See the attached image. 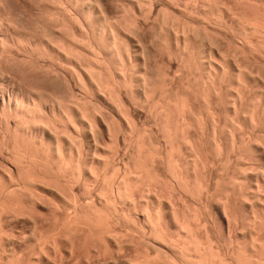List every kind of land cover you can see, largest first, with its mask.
Returning <instances> with one entry per match:
<instances>
[{
  "label": "bare ground",
  "instance_id": "6f19581e",
  "mask_svg": "<svg viewBox=\"0 0 264 264\" xmlns=\"http://www.w3.org/2000/svg\"><path fill=\"white\" fill-rule=\"evenodd\" d=\"M106 1L108 2V0ZM148 1L149 0H146V2ZM132 2H130L132 7L129 9H132L133 13L131 10L130 12L133 15L129 14L133 19H131L132 17L126 19L125 17L128 15L126 13L128 12L124 13V8L121 9L122 6L119 7L122 11L118 7L109 9V3L106 4L105 0H0V262H2L0 264H28L29 262H27L26 258L28 247L29 249L32 247L31 249L37 255L36 258H38L39 264H49L48 262L50 260L48 261L45 255L47 252L45 253V251H49V253L52 254L54 253L55 257L59 256V264H68L64 263L66 258L64 259L63 257L65 255L70 256L72 260H74L72 264H90L89 258L91 259L92 256L96 260L94 264H104L109 260L107 259L109 256L107 255L109 254L107 253L109 245V251L111 250V253L112 251H118V249L123 246L122 244L124 241L122 242V240L126 235L122 232L124 236H120L121 229L119 228L124 224L127 225L126 223L131 226V222H135H133V219L130 217L131 213L130 215L126 213L127 208L129 212L137 209L139 210L140 208L143 209L140 210L144 211L146 214V220H144L145 225L142 224L144 226H141L139 224V226L133 224L132 229L134 228L136 232L142 234L145 239H147V237L149 239L150 236L152 238L150 241L154 240V244H157L162 250L165 249L170 253L169 255L172 256V259L171 257L161 259L159 258L160 256L156 257L157 255L154 257L148 256L149 253L147 254L145 252L147 254H145V258L141 255L142 260H140L137 255V258L135 257L136 260L134 259V262L131 261V264H155V259L158 261H160V259H165L164 261L170 264H206L208 261V264H264V238L261 237V229L264 228V217L261 214L264 212L260 213L259 208L255 205L249 206V211L252 214L250 216L252 221L250 222L253 223L250 224L255 228L253 230L254 235L251 239L252 242H250V244L252 243V253L248 254L249 252H247L248 255H245L242 253L243 251L238 248L242 252L239 253L238 249L237 252L232 250L234 253L232 252L231 254L230 252V257L229 255L228 257H223L216 253L218 250L214 249L213 245H210L211 242L209 243L211 239L207 242L208 236L205 239L206 242H203L204 240L200 238L199 209L195 208L193 212L192 209L194 208H191V213L193 212V214H190V212H187L189 207L186 203L177 204L176 201V205H174L171 204V201L169 205L171 206L172 211L170 212L172 213H169L170 215H168V213L165 215L166 209L163 210L164 212L159 211V209L162 210L161 206L163 205V201H161L162 198H159L155 192L159 188L158 185L164 184L165 186L163 185V187L167 185V187L178 189L183 193H194L195 196L199 197L198 199L196 198L198 202L200 201L202 190L205 192L207 189L206 186H204L206 185L205 182L202 180V173L207 166L204 163L206 160L203 162V160L201 161L200 159L199 139L200 133H203L200 132L201 116H198L197 113L194 112L192 105L187 100L188 98L186 99L185 97L186 95L183 96L185 93L181 95L177 93L180 91H176L175 89L176 93L174 91V93L168 91L170 93L168 94V92L165 91L166 88H163L164 91L161 89L159 90L156 86L157 84H154L155 81H152L150 68H148V64L144 60V53L146 51L143 48L145 46L142 48L140 45L141 40L139 38L140 41L136 39L139 35L137 37L135 36L137 35L136 32L140 29L137 28L139 26L137 25L139 23V18L142 17L140 15L144 13L145 9L144 11L142 10V6H140L142 3H139L140 0L138 1L139 4L136 0H132ZM201 2H203V0ZM260 2H262V6H264V0ZM149 4H151V2ZM229 7L231 8V6ZM229 7L222 2V4H218L214 9L210 7V9L204 8V12L215 22L221 23L220 25L226 26V28L236 29L239 22L236 26L235 20L229 14L233 9L230 11ZM129 9L127 10L129 11ZM160 14L161 12L159 15ZM174 19L175 18H173V20ZM198 19H200V17ZM167 20L169 21V19ZM208 21H210V19ZM251 21L252 20H250V22ZM176 22L177 21H175V23ZM261 22L264 24V21ZM204 23H206V21ZM163 24L164 23H162V25ZM171 24H169V26H174V29H177L176 26L178 27L179 25H173L174 22ZM162 25H160V28ZM165 26H168V24ZM193 27L194 26H192V29ZM243 27L240 25L241 29H239L241 30V37L242 35L244 37H242L244 43L250 47L251 51L254 50L257 53L259 52L262 57H264V27H261L262 31L254 28L255 31H252L253 33H249L247 29H245V27L243 29ZM183 29L184 31L178 29L177 31H173L171 28L170 30L172 32L170 30L168 32L169 38L167 34H164L163 30H160L158 34L155 33L154 35L156 36L155 38H160L158 40L160 46L162 44L161 41L164 39V41H166L168 38V42L176 51V53H174L182 60L181 63L183 66L181 68L184 67L185 69L188 65V69H190L189 63L192 60L190 61L189 59L192 55L191 51L195 52V45H192V35L186 32L184 27ZM157 31H159V29ZM239 32L240 31H238V33ZM212 34L213 36L215 35L214 33ZM255 35L256 37L258 35L259 38L254 39ZM158 41L156 39V42ZM154 43L152 42L151 44ZM141 44L143 45L142 42ZM196 46L198 47V45ZM201 46H203V44ZM192 47H194V50H192ZM168 48L170 47L168 46ZM211 49H213V47H211ZM204 53L206 54V52ZM224 53L226 54V52ZM211 55V58L214 60V57H216L214 56L215 54ZM218 57L222 58V55ZM218 57L216 58L217 60H219ZM211 58H209V60L207 59L209 61L207 62L209 63L207 66L208 68L205 67L208 69L206 76L207 81L210 83V85L208 83L210 91L212 90L218 93L217 88H219V81L222 79L224 81V78L227 77L226 75L229 73L231 77L236 80V84H238L237 87L240 88V86H245L244 88H247V81H249L247 79L250 77L249 71L251 69H247V65L242 66L243 64H239L241 63L239 62L240 59L236 60L238 57L234 58L231 56V61H234L233 67H230L231 69L228 68L230 71L222 67L224 64L222 63L223 61L221 62V59L219 62H215V60L211 61ZM261 60H263V58ZM224 61L226 62V60ZM203 63L204 61L202 64ZM253 68L255 69L254 66ZM180 70H178L179 73L182 72ZM185 70H187V68ZM152 73L154 75V72ZM174 76L176 77V74ZM179 78L181 79V77ZM173 80L174 78L172 77L171 81ZM165 81L167 83V80ZM171 81L168 80V82ZM193 82L191 79L190 88L194 85L192 84ZM198 82L199 80L197 79L195 84L197 83L200 85V82ZM165 85L166 84H164V86ZM170 87H173L172 83ZM261 87L264 89V82L263 85L261 84ZM168 88L167 83V89ZM178 88L179 87H177V89ZM200 88L201 87H199L195 93L197 96L199 95V99ZM157 89L160 92V97L157 96L159 99L155 97L158 92ZM248 89H250V87ZM203 90H205V88ZM206 91L209 90L207 89ZM125 95H129V97L132 95L130 98L135 97L138 101L145 103L146 106L148 104V108H151L152 112H150L154 115L153 118H155V120L153 118L150 119L155 121V125H159V127L156 126L158 129L161 128L160 131L161 134H163V142H165L164 139L166 138V141L168 140V144L167 146L164 145L165 148L163 150H156L157 147H155L156 145L148 137L147 131H143V128L141 130L138 128L139 126H137L138 124L133 117L134 115L131 114V109L128 107L129 105L127 106V102L130 98H128V96L125 97ZM125 98H127V101ZM136 99H134L135 101L133 102H136ZM243 100V96L238 94L237 99H234L235 102H232L234 104L233 111H235L234 113H236L237 116L244 110L243 102L246 99ZM133 102L131 104H133ZM259 102L261 103L260 100ZM255 107L256 105L254 108ZM229 109H231L230 106ZM257 111L255 113H257ZM211 116L210 114L209 117ZM209 119H211L210 124L213 130L212 132L214 133L213 135H215L214 139L217 138L218 132L220 134L221 131L225 130L224 127L228 131V129H231L230 127L232 125L231 131H233V134L231 135H235L236 133L238 135V132H242V129H244L239 127L240 124L239 126L235 124V121L231 122L232 124L225 123L226 126L224 125L223 127L220 122L221 126L218 127V120L216 121V118L214 119L212 117ZM201 120L203 119L201 118ZM230 120L232 121V119ZM237 122L239 121H236V123ZM220 127L222 129L221 131L219 129ZM194 130L196 131V136H198V140L196 139L197 141L193 139V135L191 136V132H195ZM231 131L229 130L228 132L232 133ZM241 132L239 134H241ZM159 133L160 132H158V134ZM247 136H249V134ZM239 138L240 141L238 142L244 141V139L241 140V138L244 137L240 136ZM102 139H105L104 141L109 143L106 142V146L108 145L107 147H109L108 149ZM235 139L233 141L234 144L232 142L234 149H240ZM218 143L219 142L215 143V146L220 151L222 147ZM241 143L242 146L246 145L243 142ZM125 144H128V146L126 145L128 148L123 147ZM124 149L128 151L126 159H123L124 155L122 157V151ZM176 149L177 152L179 151L177 154L178 157L176 156L177 158L174 156V153H176L174 150L176 151ZM164 165H166L167 168ZM160 167H165L168 171L164 172L167 173L164 174L163 168L161 169ZM144 188H146V190ZM140 189L144 190V192ZM146 191L148 193H146ZM137 193H145L144 195L146 197V194H149V201L147 199L146 202V197L139 194L144 197L142 199ZM144 200L146 203H143ZM260 200L258 201L260 202ZM230 204L227 200L224 207V211L230 217L229 227L234 223V225L237 224V220L235 221L237 217L234 219L232 216V207ZM123 205L127 207L124 210ZM170 206L166 208L170 209ZM156 207L158 209L157 213ZM204 207L206 208L207 206ZM47 213L49 214L48 216H46ZM24 221L29 222L28 225L31 227L29 230L31 232L30 235H33V239L35 238L34 240L36 243L33 244L34 242H31V247L28 246L29 242L27 243L28 236L20 232L21 227L25 225L23 223L20 227V224ZM129 225H127V227ZM123 228L124 227H122V229ZM30 235L29 237H32ZM142 235H140V237ZM120 238L123 239L121 240ZM29 239L30 238H28V240ZM235 240L237 241V239ZM236 244L237 247H239L237 242ZM241 247L244 249L243 244ZM245 249L248 250V248ZM191 250L193 251L192 253L195 254L194 258L190 257L188 254ZM113 254L115 253L113 252ZM117 255L115 257L118 260L119 255L118 257ZM169 255L166 256L168 257ZM110 257H112V254ZM148 257L154 258L152 259L154 263L151 258ZM53 258L54 257H52V259ZM113 258L114 255L110 259ZM143 259L145 260L143 261ZM28 261L30 260L28 259ZM158 261L156 264H158ZM166 262L164 264H166Z\"/></svg>",
  "mask_w": 264,
  "mask_h": 264
},
{
  "label": "rangeland",
  "instance_id": "374dc122",
  "mask_svg": "<svg viewBox=\"0 0 264 264\" xmlns=\"http://www.w3.org/2000/svg\"><path fill=\"white\" fill-rule=\"evenodd\" d=\"M114 3H113V2ZM139 1V0H138ZM138 1L136 0V2L138 3ZM154 1V2H153ZM156 1V2H155ZM167 1V2H166ZM192 1V2H191ZM202 0H190V2H189V0L187 1V0H149L148 2H146V0L144 1V0H140V4L142 3V5H140V6H142L141 8H142V10L144 11V9H145V11H144V13L142 14V15H140V16H142V17H138L139 18V23L137 24V25H139L137 28L140 30H138L136 33H137V35H135L137 38L136 39H138L139 41H140V45L142 46V48L146 51L145 53H144V60H145V62L148 64V68H150L149 70L151 71H149L150 72V74H151V78H152V81H155V83L154 84H157L156 86H157V88L160 90H162V91H164V89H165V91H174L175 92V89H176V91H180V92H177V93H179V94H181V95H183L184 93V95L183 96H185L186 97V99L188 100V102H190V104L192 105V107H193V109H194V112L195 113H197V115L198 116H201V118L203 119V120H201V118H200V123H201V125H200V132H203V133H200V159H201V161L203 160V162L205 163V165H207L206 166V169H204L205 171L202 173L203 175H202V180L205 182V184L206 185H204V186H206V190H205V192H204V190H202L203 192H201V194H200V203L198 202V198L199 197H197V196H195V194L194 193H183L182 191L180 192V190H178V189H174V188H170L169 186L167 187V185H166V187H163V185L164 184H162V185H160L161 186V188H160V186L158 185V189H157V191H155L156 192V195L160 198H162L161 199V201H163V205L161 206V209L162 210H160L159 209V211H163V210H165L166 209V212H165V215H167L166 213H168V215H170L169 213H172V212H170V211H172V209H171V206L169 205L170 203H171V201H172V203L171 204H174V205H176V203L178 204V203H182V204H184V203H186V205H188V207H189V209L188 210H190V211H188L187 210V212L189 213L190 212V214H193V212L195 211V208L196 209H199V211H200V238H202L204 241L203 242H206V238H207V236H208V238H207V242L209 241V243H210V245H213V247H214V249H216V250H218V251H216V253H218V254H220L221 256H223V257H228V255H229V257H230V252H231V254H232V252L233 251H238L239 249L240 250H242V251H238L239 253H243V254H245V255H248V254H251L252 253V247H251V245H252V243L250 244V242H252V237H253V235H254V229L255 228H253V225H251L250 223H252V222H250V221H252L251 220V212L249 211L250 209V207L249 206H251V205H255L257 208H259V211H260V213H262V212H264V180H263V178H264V148H263V146H264V89H262L263 87H261V84L263 85V82L264 81H262V80H264V57H262V55L260 54H258L257 52H255L254 50H252L251 51V49H250V47L248 46V45H246L245 43H244V41H243V35H242V37H241V28H240V25H241V27H245V29H247V31L249 32V33H251L252 31L254 32L255 30H254V28L256 29H258V30H260V31H262V28L264 27V24H263V22H261V21H264V6H262V2H260V1H258V0H203V2H201ZM244 1V2H243ZM120 4H119V3ZM130 2H132V0H108V2L105 0V3L107 4V3H109L108 4V8L109 9H113V8H116V7H121V9H123L124 8V13L125 12H128V13H126V14H128V15H126V19H130L132 16L130 15V14H132L133 12H132V9H129L130 7H132V5H131V3ZM151 2V4H149ZM166 2V3H165ZM222 2H223V4H226V5H228V7L229 6H231V8L229 7V10L231 11L232 9L234 10H232L229 14L231 15V17L235 20V23H236V26L238 25V22H239V25L236 27V29H231V28H226V26L224 27V26H222V25H220L221 23H219V22H215L213 19H211L208 15H206L205 14V10H204V8L206 7L207 9H214V8H216L217 7V5L219 4L220 5V3L222 4ZM236 2V3H235ZM113 3V4H112ZM138 3V4H139ZM172 3V4H171ZM214 3V4H213ZM217 5H216V4ZM244 3V4H243ZM249 4V5H247V4ZM254 3V4H253ZM256 3V4H255ZM132 4H133V2H132ZM147 4H149V5H147ZM171 4V5H170ZM187 4H189V5H187ZM196 4V5H195ZM206 4V5H205ZM238 4H239V6H238ZM116 5V6H115ZM120 5V6H119ZM131 5V6H130ZM173 5V6H172ZM202 7H201V6ZM252 7H251V6ZM257 5V6H256ZM110 6V7H109ZM113 6H115V7H113ZM148 6V7H147ZM172 6V7H171ZM212 6V7H211ZM234 6V7H233ZM254 6V7H253ZM126 7V8H125ZM152 7H153V10H152ZM188 7V8H187ZM210 7V8H209ZM246 7H247V9H246ZM167 10H166V9ZM205 8V9H206ZM243 8V9H242ZM249 8H251V9H249ZM254 8V9H253ZM262 8V9H261ZM120 9V8H119ZM120 9V10H121ZM127 9H129V11L127 10ZM147 9H151V10H147ZM165 9V10H164ZM183 9V10H182ZM198 9V10H197ZM245 9V10H244ZM130 10H131V12H130ZM161 10V11H160ZM172 12H171V11ZM186 10V11H185ZM249 10V11H248ZM122 11V10H121ZM170 11V12H169ZM183 11H184V13H183ZM242 11V12H241ZM251 11V12H250ZM161 12V14L159 15V13ZM164 12V13H163ZM185 12H187V13H185ZM189 12V13H188ZM194 12V13H193ZM203 14H202V13ZM247 12V13H246ZM258 12V13H257ZM130 13V14H129ZM152 13V14H151ZM171 14V16H170V14ZM232 13V14H231ZM236 13V14H235ZM255 13H257V14H255ZM261 13V14H260ZM173 14V15H172ZM202 14V15H201ZM240 14V15H239ZM133 15V14H132ZM147 15H148V17H147ZM162 15V16H161ZM166 15V16H165ZM180 15V16H179ZM183 15V16H182ZM187 15V16H186ZM198 15V16H197ZM243 15V16H242ZM246 15V16H245ZM127 16H129V17H127ZM151 16V17H150ZM169 16V17H168ZM191 16V17H190ZM194 18H193V17ZM239 16V17H238ZM241 16V17H240ZM162 17V18H161ZM189 17V18H188ZM200 17V19H198ZM203 19H202V18ZM237 17V18H236ZM248 17V18H247ZM255 17H256V20H255ZM261 17V18H260ZM145 18V19H144ZM173 18H175L174 20H173ZM180 20H178V19ZM210 19V21H208L209 19ZM247 18V19H246ZM258 18V19H257ZM131 19H133V17L131 18ZM160 21H159V20ZM164 19V20H163ZM167 19H169V21L167 20ZM242 21H241V20ZM144 20V21H143ZM159 22H158V21ZM167 20V21H166ZM194 20V21H193ZM206 21V23H204L205 21ZM213 20V21H212ZM246 20H248V21H246ZM250 20H252L251 22H250ZM261 20V21H260ZM157 21V22H156ZM163 21V22H162ZM166 21V22H165ZM175 21H179L178 23L176 22L175 23ZM204 21V22H203ZM241 21V22H240ZM246 21V22H245ZM259 21V22H258ZM156 22V23H155ZM161 22V23H160ZM168 22V23H167ZM172 22H174V24L173 25H175L176 26V24L178 25V27L176 26V28L178 29V30H183L184 31V29H183V27L186 29V32H189L190 33V35H192L191 36V39H192V45L194 44L195 45V48L194 47H192V50H194L195 52H193V51H191V53H192V55L191 54H189V55H191L190 56V63H189V66H190V69H192V68H194L193 70H190V69H188L189 67H188V65H187V67H185V69L187 68V70H185L184 69V67L183 68H181L183 65H182V63H181V58L177 55V54H175L176 53V51H175V49H173L172 48V46H171V44L168 42L169 40H168V38L170 37H168V32H169V30L172 28V30L174 29L172 26L170 27L169 26V24H171ZM187 22V23H186ZM243 22V23H242ZM254 22V23H253ZM159 23V24H158ZM162 23H164L163 25H162ZM168 24V26H165L166 24ZM181 23V24H180ZM183 23V24H182ZM208 23V24H207ZM219 23V24H218ZM147 24V25H146ZM186 26H185V25ZM217 24V25H216ZM246 24V25H245ZM254 24V25H253ZM257 24H259V25H257ZM160 25H162V27L160 28ZM172 25V24H171ZM181 25V26H180ZM196 25V26H195ZM212 25V26H211ZM180 26V27H179ZM191 26V27H190ZM192 26H194L193 27V29H192ZM198 26V27H197ZM217 26V27H216ZM251 26V27H250ZM254 26V27H253ZM256 26V27H255ZM166 27V28H165ZM167 27H168V29H167ZM244 27H243V29H244ZM262 27V28H261ZM157 28V29H156ZM215 28V29H214ZM217 28H219V29H217ZM240 28V29H239ZM253 28V29H252ZM149 29V30H148ZM159 29V31H157ZM177 29H174V30H176L177 31ZM195 29V30H194ZM201 29V30H200ZM231 29V30H230ZM160 30L162 31L163 30V32H164V34H167V43H166V41H161L162 42V44H161V46H160V42L158 41L160 38H155L156 36L154 35L155 33H159L160 32ZM173 30V31H174ZM191 32H190V31ZM194 30V31H193ZM200 30V31H199ZM207 30V31H206ZM167 31V32H166ZM171 31V30H170ZM220 31H222V32H220ZM238 31H240L239 33H238ZM263 31H264V28H263ZM140 34H139V33ZM172 32V31H171ZM182 32V31H181ZM198 32V33H197ZM199 32H200V34H199ZM224 32V33H223ZM234 32V33H233ZM252 32V33H253ZM143 33V34H142ZM196 33V34H195ZM203 33V34H202ZM208 33H209V35H208ZM212 33H214L215 35L214 36H218V37H214L213 36V34ZM156 34V35H157ZM210 34H212V35H210ZM218 34V35H217ZM144 35V36H143ZM170 35V34H169ZM198 35H200V36H198ZM154 36V37H153ZM166 36V35H165ZM164 36V37H165ZM195 36V37H194ZM214 38H213V37ZM199 37V38H198ZM202 37V38H201ZM208 37V38H207ZM223 39H222V38ZM144 38V39H143ZM210 38V39H209ZM258 39L259 37H258V35H257V37H256V35H255V37H254V39ZM156 39H157V41L158 42H156ZM204 39V40H203ZM209 39V40H208ZM212 39H213V41H212ZM154 40V41H153ZM194 40H196V41H194ZM198 40V41H197ZM202 40V41H201ZM216 40V41H215ZM227 42H226V41ZM242 40V41H241ZM150 41V42H149ZM200 41V42H199ZM219 43H218V42ZM238 41H240V42H238ZM141 42L143 43V45L141 44ZM154 43V44H151V43ZM193 42H196V43H193ZM202 42V43H201ZM212 42V43H211ZM214 42V43H213ZM216 42V43H215ZM157 43H159V44H157ZM166 44V46H165V44ZM241 43V44H240ZM146 44V45H145ZM168 44V45H167ZM200 44V45H199ZM203 44V46L206 48H204L203 46H201ZM217 44V45H216ZM222 44V45H221ZM152 45V46H151ZM155 45V46H154ZM191 45V46H192ZM193 45V46H194ZM196 45H198V47L196 46ZM231 45V46H230ZM233 45V46H232ZM157 46V47H156ZM168 46L170 47V48H172V49H170V48H168ZM218 46V47H217ZM236 46H238V47H236ZM209 47H210V49H211V47H213V49H211L212 51H213V53H212V51L209 49ZM215 47V48H214ZM236 47V48H235ZM248 47H249V49H248ZM159 48V49H158ZM163 48H164V50H163ZM166 48H167V50H166ZM194 48V49H193ZM218 48V49H217ZM232 48V49H231ZM238 48V49H237ZM198 49V50H197ZM201 49V50H200ZM149 50V51H148ZM163 50V51H162ZM174 50V51H173ZM205 50V51H204ZM209 50V51H208ZM219 50V51H218ZM241 50V51H240ZM248 50V51H247ZM197 51V52H196ZM200 53H199V52ZM210 51H211V53H210ZM222 51V52H221ZM254 51V53L252 54V52ZM162 52V53H161ZM175 52V53H174ZM204 52H206V54L204 53ZM224 52H226V54L224 53ZM236 52V53H235ZM243 52V53H242ZM249 52V53H248ZM175 55H174V54ZM202 53V54H201ZM209 53H210V55H209ZM222 53V54H221ZM232 55H231V54ZM235 53V54H234ZM197 54H198V56H197ZM211 54H215L214 56H216V57H214L215 59V62H219L220 61V59H221V62L224 64L222 67H225L228 71H230L228 68H230V67H233L232 65H233V61L234 60H232L231 61V56L232 57H238V59H236V60H239V62H241V63H239V64H243L242 66H246L247 65V69H251L249 72V76L250 77H248V79L247 80H249V81H247V88L245 89L244 87H242V86H240V88L239 87H237V85L238 84H236L237 82H236V80H234V78H232L231 77V74L229 73L228 75H226L227 77H225L224 78V81H223V79L222 80H220L219 81V83H218V87L219 88H217L218 89V93H216L215 91H210V88H209V85H210V83L207 81V70L208 69H206V68H208L207 66H208V64L209 63H207V62H209L208 60H209V58H211ZM220 54V55H219ZM230 54V55H229ZM242 54H243V56H242ZM172 55V56H171ZM222 55V58L221 57H218V56H221ZM234 55V56H233ZM236 55V56H235ZM248 55V56H247ZM168 56V57H167ZM174 56V57H173ZM198 59H196L195 57ZM200 56V57H199ZM210 56V57H209ZM241 58H240V57ZM245 56V57H244ZM260 56H261V58H260ZM177 57V58H176ZM192 57H194V58H192ZM207 57V58H206ZM218 57V59L219 60H217L216 58ZM223 57H225V58H223ZM149 58V59H148ZM160 58V59H159ZM178 58H180V59H178ZM203 58V59H202ZM234 58H232V59H234ZM254 58V59H253ZM263 58V60H261ZM206 59V60H205ZM208 59V60H207ZM226 60V62L224 61V60ZM194 60V61H193ZM199 60H201V61H199ZM213 60V58H211V61ZM213 60V61H214ZM217 60V61H216ZM230 62V64H229V62ZM256 60V61H255ZM162 61V62H161ZM204 61V65L202 64V62ZM210 61V62H211ZM243 61V62H242ZM252 61V62H251ZM258 61V62H257ZM192 63H194V64H192ZM221 63V64H222ZM247 63H249V64H247ZM146 64V65H147ZM150 64V65H149ZM192 64V65H191ZM203 65V67H202V65ZM229 64V65H228ZM180 65V66H179ZM220 65V64H219ZM258 65V66H257ZM156 66V67H155ZM226 66H228V67H226ZM249 66V67H248ZM251 66V67H250ZM253 66L255 67V69L253 68ZM257 66V67H256ZM261 66V67H260ZM206 67V68H205ZM259 68V69H258ZM153 69H155V70H153ZM181 69V70H180ZM201 69V70H200ZM204 69V70H203ZM231 69V68H230ZM262 69V70H261ZM178 70H180V71H182L181 73H179V71ZM190 70V71H189ZM197 70V71H196ZM186 71V72H185ZM188 71V72H187ZM206 71V72H205ZM254 71V72H253ZM259 71H260V73H259ZM152 72H154V75H153V73ZM176 72V73H175ZM196 72V73H195ZM200 72V73H199ZM253 72V73H252ZM261 72H262V74H261ZM164 73V74H163ZM166 73V74H165ZM176 74V77L174 76L175 74ZM178 73V74H177ZM183 73V74H182ZM192 73V74H191ZM258 73V74H257ZM252 74V75H251ZM158 75V76H157ZM177 75H179V76H177ZM190 77H189V76ZM193 77H192V76ZM195 75V76H194ZM201 75V76H200ZM205 75V76H204ZM259 75V76H258ZM154 76V77H153ZM183 76V77H182ZM199 76V77H198ZM172 77L174 78V80L173 81H171L172 80ZM179 77H181V79L179 78ZM188 77V78H187ZM196 78V80L198 79L199 80V82H200V85L199 84H195V78ZM206 77V78H205ZM258 77V78H257ZM262 77V78H261ZM157 78V79H156ZM176 78V79H175ZM190 78V79H189ZM200 78V79H199ZM250 78V79H249ZM164 79V80H163ZM192 79V84H194L193 86H191V88H190V80ZM252 79V80H251ZM257 79V80H256ZM165 80H167V83H168V89H167V83H166V81ZM168 80L169 81H171V82H168ZM204 80H206V81H204ZM161 81H163V82H161ZM184 81V82H183ZM189 81V82H188ZM226 81H227V84H226ZM259 81V82H258ZM160 82H161V84H160ZM198 82V83H199ZM260 84V86H259V84ZM163 83V84H162ZM171 83H172V88L170 87L171 86ZM173 83H174V85H173ZM189 83V84H188ZM208 83H209V85H208ZM257 85H256V84ZM164 84H166L165 86H164ZM203 84V85H202ZM234 85V86H232V85ZM252 84V85H251ZM159 85V86H158ZM163 85V86H162ZM195 85H196V87H195ZM223 85V86H222ZM227 85V86H226ZM184 86V87H183ZM201 87L200 88V99H199V95L197 96L195 93H196V91L198 90V88L199 87ZM253 86V87H252ZM177 87H179L178 89H177ZM198 87V88H197ZM234 87V88H233ZM250 87V89H248ZM261 87V88H260ZM164 88V89H163ZM205 88V90H203ZM234 89V90H232V89ZM235 88H236V90H235ZM157 89V93H156V96L155 97H157V96H159L160 97V92H159V90ZM170 89H172V90H170ZM209 90V91H206V90ZM227 90V91H226ZM231 92H230V91ZM238 90V91H237ZM161 91V92H162ZM184 91V92H183ZM187 91V92H186ZM237 93H235V92ZM173 92V93H174ZM204 94H203V93ZM211 92H213V93H211ZM250 92H251V94H250ZM176 93V92H175ZM188 93V94H187ZM202 93V94H201ZM158 94V95H157ZM168 94H170L169 92H168ZM172 94V93H171ZM206 94V95H205ZM238 94L240 95V96H243V98H244V100L246 101H244L245 102V104H244V102H243V109L244 110H242L241 112H243V113H241L240 112V115H236V113H234L235 111H233L234 110V104L232 103V102H235L234 101V99L236 100L237 99V97H238ZM244 94V95H243ZM250 94V95H249ZM196 95V96H195ZM216 95H217V97H216ZM235 95V96H234ZM128 96V98H130L132 95H130V97H129V95H127ZM126 95H125V97H127ZM205 96V97H204ZM245 96V97H244ZM247 96V97H246ZM249 96H250V98H249ZM261 96V97H260ZM235 97V98H234ZM133 98V99H132ZM132 98H130L129 100H128V104H127V106L131 109L130 110V112H131V114L132 115H134L133 117L135 118V121H136V123L138 124L137 126H139L138 128L141 130L142 128V130L143 131H147V135H148V137L152 140V142L156 145H154L155 147H157L156 148V150H160V149H164L165 148V146L164 145H166L167 146V144H168V140L166 141V139H164L165 140V142H167V143H165V142H163V137H162V135L163 134H161V131H160V129H158L157 127H159V125L157 126V125H155V118H153V116L154 115H152V111H151V108H148V104H147V106L145 105V103H142V102H140V101H138L135 97H132ZM158 98V97H157ZM156 98V99H157ZM203 98V99H202ZM223 98V99H222ZM231 98V99H230ZM249 98V99H248ZM127 98H125V100H126ZM134 99H136V102H133V101H135ZM159 99V98H158ZM194 99V100H193ZM220 99V100H219ZM130 100H132V101H130ZM229 100V101H228ZM253 100V101H252ZM259 100L261 101V103L259 102ZM127 101V100H126ZM133 102V104H131ZM208 102V103H207ZM250 102H251V104H250ZM255 102V103H254ZM259 102V103H258ZM135 103V104H134ZM137 103V104H136ZM205 103V104H204ZM229 103H231V104H229ZM199 104V105H198ZM208 104V105H207ZM224 104H225V106H224ZM230 106V108L231 109H229V106ZM256 105V107L254 108V106ZM259 105V106H258ZM144 106V107H143ZM249 108H248V107ZM262 106V107H261ZM233 107V108H232ZM258 107V108H257ZM260 107V108H259ZM250 109H253V110H250ZM259 110V111H257V110ZM262 109V110H261ZM135 110V111H134ZM137 110V111H136ZM208 110V111H207ZM211 112H210V111ZM133 111V112H132ZM151 111V112H150ZM215 111V112H214ZM230 111V112H229ZM251 111H253V112H251ZM257 111V113H255ZM213 112V113H212ZM250 114H249V113ZM262 112V113H261ZM149 113V114H148ZM151 113V114H150ZM216 113V114H215ZM210 114L212 115L211 117H209L210 116ZM234 114V115H233ZM245 114V115H244ZM247 114V115H246ZM259 114V115H258ZM261 114H262V116H261ZM148 115V116H147ZM208 116V118H207V116ZM223 115V116H222ZM250 117H249V116ZM248 118H247V117ZM255 116V117H254ZM216 118L215 120L218 122L217 123V125H218V127L219 126H221L222 125V127L225 125L226 126V124L228 123V124H230L231 122H233V121H235V124H237L238 126H239V124H240V128H244V129H242V132L241 131H239L238 132V135H237V133L235 134V135H231V134H233V131H231V129H232V125H231V129H228V127H229V125H228V127H227V129H228V131L230 130L232 133H230V132H228L227 130H226V128L224 127V129L225 130H223V131H221L222 129H221V127L219 128L220 129V131H221V133L219 134V132L217 133L218 135H217V138L216 139H214V136L215 135H213L214 133L212 132L213 130H212V127H211V119H209V118ZM241 117V118H240ZM258 117H260V118H258ZM150 118H153V119H150ZM229 118V119H228ZM245 118V119H244ZM230 119H232V121L230 120ZM242 119V120H241ZM260 119V120H259ZM223 120V121H222ZM227 120V121H226ZM254 120H255V122H254ZM202 121V122H201ZM229 121V122H228ZM236 121H239V122H237L236 123ZM252 121V122H251ZM258 123H257V122ZM262 121V122H261ZM154 122V123H153ZM204 122H205V124H204ZM207 122V123H206ZM222 124H221V123ZM244 122V123H243ZM143 123V124H142ZM226 123V124H225ZM254 123V124H253ZM221 124V125H220ZM232 124V123H231ZM242 124H243V126H242ZM154 125V126H153ZM205 125V126H204ZM254 125H256V126H254ZM259 127H258V126ZM147 126V127H146ZM157 126V127H156ZM208 126V127H207ZM202 127V128H201ZM252 127V128H251ZM157 128V129H156ZM209 130H208V129ZM240 128H239V130H240ZM254 128V129H253ZM258 128V129H257ZM203 129V130H202ZM218 129V130H219ZM246 129V130H245ZM255 129H256V131H255ZM149 130V131H148ZM250 130V131H249ZM153 131V132H152ZM195 131V130H194ZM158 132H160L159 134H158ZM222 132H223V134H222ZM226 132H228V133H226ZM241 132V134H239ZM256 132V133H255ZM155 133V134H154ZM193 133V134H192ZM161 134V135H160ZM202 134H204V135H202ZM210 134V135H209ZM227 134V135H226ZM249 134V136H247ZM152 135H153V137H152ZM157 135V136H156ZM158 135H159V137H158ZM193 135V136H192ZM194 135H195V137H194ZM197 134H196V131L195 132H191V136L193 137V139L194 140H198V136H196ZM245 135V136H244ZM259 135V136H258ZM209 136V137H208ZM230 136V137H229ZM232 136V137H231ZM236 138H234V137ZM244 137V138H241V140L242 139H244V141L246 142H244L243 140L241 141V142H243V143H245L244 145L245 146H242V143L241 142H238V141H240V138L239 137ZM251 136V137H250ZM263 138H262V137ZM191 137V138H192ZM255 137V138H254ZM161 138V139H160ZM208 138V139H207ZM210 138H212V139H210ZM235 139V141H237L238 143V146L240 147V149H234V146H233V144H234V139ZM250 138V139H249ZM159 139V140H158ZM222 139V140H221ZM227 139V140H226ZM260 139V140H259ZM103 140V139H102ZM105 140V139H104ZM103 140V141H104ZM196 140V141H197ZM216 140V141H215ZM256 140H257V143H256ZM206 141V142H205ZM212 141V142H211ZM249 141V142H248ZM260 141V142H259ZM105 142V141H104ZM103 142V143H104ZM107 142V141H106ZM106 142L104 143L105 144V146H106ZM217 143V142H219L218 144L222 147V149L219 151L218 150V148L215 146L216 144L215 143ZM228 142H229V144H228ZM232 142H233V144H232ZM252 142V143H251ZM108 143V142H107ZM127 143V142H126ZM165 143V144H164ZM239 143H240V145L242 146H240L239 145ZM104 144H103V146H104ZM109 144V143H108ZM163 144V145H162ZM222 144V145H221ZM128 146V144H125V145H123V147L125 148V147H127ZM226 145V146H225ZM104 146V147H105ZM108 146V145H107ZM106 146V148L108 149L109 147H107ZM159 146V147H158ZM162 146H163V148H162ZM212 146V147H211ZM229 146V147H228ZM232 146V147H231ZM249 146V147H248ZM228 147V148H227ZM128 148V147H127ZM126 148V149H127ZM202 148V149H201ZM214 148V149H213ZM216 148H217V150H218V152H217V150H216ZM238 148V147H237ZM213 149V150H212ZM234 149V150H233ZM252 149V150H251ZM166 150V149H165ZM164 150V151H165ZM223 150V151H222ZM227 150V151H226ZM233 151V153H232V151ZM244 150H246V151H243ZM127 150H123L122 151V157H123V155H124V157H123V159H126L127 158V156L126 155H128V151L126 152ZM215 151V152H214ZM230 151V152H229ZM234 151H236V152H234ZM239 151V152H238ZM126 152V153H125ZM174 152H176V153H174V156L176 157H178V152H177V149H176V151L174 150ZM223 152V153H222ZM125 153V154H124ZM214 153V154H213ZM219 153V154H218ZM227 153H228V155H227ZM231 153V154H230ZM176 154V155H175ZM217 154H218V156H217ZM234 154H236V155H234ZM243 154V155H242ZM180 155V154H179ZM220 155V156H219ZM242 155V156H241ZM245 155H246V157H245ZM222 156V157H221ZM176 157V158H177ZM202 157V158H201ZM221 157V158H220ZM237 157V158H236ZM240 157V158H239ZM215 158V159H214ZM228 158V159H227ZM234 159V160H233ZM243 159V160H242ZM239 160V161H238ZM210 161V162H209ZM215 161H216V163H215ZM242 161V162H241ZM214 162V163H213ZM250 162V163H249ZM207 163V164H206ZM212 164V165H211ZM214 164V165H213ZM165 167H166V165H164ZM212 166V167H211ZM163 168V167H160L162 170H163V172L164 171H168L166 168ZM210 168V169H209ZM256 169V170H255ZM208 170V171H207ZM243 170V171H242ZM165 173H167V172H164V174ZM225 173V174H224ZM250 173H252V174H250ZM260 173V174H259ZM254 174V175H253ZM244 178V179H243ZM262 178V179H261ZM258 179V180H257ZM234 180V181H233ZM236 181V182H235ZM244 181V182H243ZM263 181V182H262ZM256 183V184H255ZM238 184V185H237ZM260 184V185H259ZM243 187H242V186ZM259 186V188H258V186ZM165 186V185H164ZM229 186H231V187H229ZM233 186V187H232ZM235 186H237V187H235ZM235 187V188H234ZM146 188H148V187H146ZM146 188H144L145 190H146ZM143 189V188H142ZM142 189H140L142 192H144V190H142ZM169 189V190H168ZM258 189H260L261 190V192H260V190H258ZM167 190V191H166ZM175 190H177V191H175ZM233 190H235V191H233ZM241 190V191H240ZM141 191H139V192H141ZM175 191V192H174ZM179 191V192H178ZM210 191V192H209ZM172 192V193H171ZM174 192V193H173ZM245 192V193H244ZM146 193H148L147 191H146ZM214 193V194H213ZM248 193H250V194H248ZM262 193V194H261ZM142 195V196H145L144 194L145 193H137V195L138 196H140V195ZM172 194V195H171ZM176 194V195H175ZM182 194V195H181ZM193 194H194V196H193ZM240 194V195H239ZM247 194V195H246ZM259 194H260V196H259ZM147 195V197H146V202H147V199L149 198L148 197V195L149 194H146ZM167 195V196H166ZM190 195H191V197H190ZM201 195H204V196H201ZM252 195V196H251ZM138 196H137V199H138ZM142 196H140V197H142ZM150 196V195H149ZM208 196V197H207ZM228 196V197H227ZM244 198H243V197ZM249 196V197H248ZM139 197V198H140ZM179 197V198H178ZM195 197V198H194ZM255 197V198H254ZM258 197V198H257ZM144 197H142V199H143ZM197 198V199H196ZM201 198H203V199H201ZM208 198V199H207ZM226 198V199H225ZM248 198V199H247ZM141 199V198H140ZM179 199H181V200H179ZM183 199H185V200H183ZM211 199H212V201H211ZM261 199V200H260ZM224 200V201H223ZM227 200L229 201V204L231 205V207H232V211H231V213H232V216L234 217V219H235V221H236V223L238 224H236V225H232L231 227H229L230 226V221H229V219H230V217L228 216V214L224 211V207H225V203L227 202ZM258 200H260V202L258 201ZM140 201V200H139ZM148 201H149V199H148ZM177 201V202H176ZM184 201V202H183ZM202 201V202H201ZM232 201V202H231ZM245 201H247V202H245ZM263 203H262V202ZM145 202V200L143 201V203H146ZM176 202V203H175ZM225 202V203H224ZM256 202V203H255ZM210 203V204H209ZM244 203V204H243ZM250 203V204H249ZM126 204V203H125ZM202 204H204V205H202ZM221 204V205H220ZM174 205H172V206H174ZM192 205V206H191ZM245 205V206H244ZM124 206V208L123 207H121V208H123V210L124 209H126L127 207H125V205H123ZM127 206V205H126ZM167 206H170V209H167L166 207ZM195 206V207H194ZM204 206H207L206 208L204 207ZM163 207H164V209H163ZM187 207V208H188ZM199 207V208H198ZM204 207V208H203ZM139 208V207H138ZM169 208V207H168ZM191 208H194V209H192V213H191ZM203 208V209H202ZM221 208V209H220ZM244 208V209H243ZM128 209V208H127ZM127 209H126V213H128V215H130V213H131V219H133L132 221L134 222V223H132L131 222V224L133 225V224H137V225H141V226H144L145 224V221L144 220H146V214H145V212L144 211H141L140 209H142V208H140L139 210L137 209V210H135L136 211V213H135V211L133 210L132 212H129V210L127 211ZM143 210V209H142ZM168 210V211H167ZM222 210V211H221ZM261 210H263V211H261ZM157 211H158V209H157V207H156V213H157ZM140 212V213H139ZM142 212V213H141ZM160 212V213H161ZM164 212V211H163ZM133 213V214H132ZM138 213V214H137ZM201 213H203V214H201ZM225 213V214H224ZM189 214V215H190ZM234 214H235V216H234ZM245 214V215H244ZM49 214L47 213L46 214V216H48ZM145 215V216H144ZM203 215V216H202ZM261 215H263V217H264V213H262ZM51 216V215H50ZM53 216V215H52ZM226 216V217H225ZM133 217V218H132ZM191 217V216H190ZM229 217V218H228ZM204 218V219H203ZM227 218V219H226ZM250 218V219H249ZM264 219V218H263ZM229 221V222H228ZM264 221V220H263ZM23 223L25 224V225H23ZM28 223L29 222H26V221H24V222H22V224H20V227H21V229H20V232H21V234L23 233L24 235L26 234L27 236H28V238H30L29 240H28V238H27V243L29 242V244H28V246H32V243L33 244H35L36 242H35V238L33 239V235H30L31 234V232L29 231L30 230V228L31 227H29L30 225H28ZM130 223V222H129ZM123 224V223H122ZM122 224H120V225H122ZM127 225H129L128 223H126ZM142 224H144V225H142ZM146 224H147V222H146ZM253 224V223H252ZM125 225V224H124ZM122 226V227H124L123 229L125 230H123L122 229V227L121 228H119V229H121V234H120V236L122 235V236H124L123 234H125L126 236H124L123 238L125 239H123V238H120L121 240H122V242H123V246L120 248V249H118V251L116 252V251H112V253L109 251V249H110V245H109V248L107 249V253H109V254H107V255H109L108 257H107V259H109V260H107L108 262H105L104 264H131V261H133L134 262V259H135V257L137 256V257H139V259L140 260H142L141 259V257L143 256V258H145L144 256H145V254L147 253H149V255L148 256H151V257H154V256H156V257H159V258H161V259H163V258H170L171 257V259H172V256H170L169 254V252H167L165 249H163L162 250V248L160 247L159 248V246L157 245V244H154V240L152 241H150V239H152L150 236H149V234H148V236H149V239H148V237H147V239H145L144 238V236L142 235V234H140V233H138V232H136L135 231V229H134V231H133V229H132V225L129 227H127V225H125V226ZM139 225V226H140ZM148 225V224H147ZM228 225V226H227ZM264 225V224H263ZM233 226H236V227H234V228H232ZM250 226V227H249ZM19 227V228H20ZM206 227V228H205ZM263 227V226H262ZM229 228V229H228ZM231 228V229H230ZM253 228V229H252ZM130 229V230H129ZM132 229V230H131ZM224 229V230H223ZM244 229V230H243ZM129 230V231H128ZM202 230V231H201ZM207 230V231H206ZM231 230V231H230ZM28 231H29V234H28ZM120 231V230H119ZM128 233H127V232ZM132 231V232H131ZM203 231H204V233H203ZM252 231V232H251ZM122 232H123V234H122ZM124 232H126V233H124ZM174 233H175V230H174ZM177 233H179V232H177ZM207 235H206V234ZM128 234V235H127ZM135 234V235H134ZM176 234V233H175ZM232 234V235H231ZM252 234V235H251ZM29 235L30 236H32V237H29ZM133 235V236H132ZM140 235H142L141 237H140ZM203 235V236H202ZM205 235H206V237H205ZM243 235H244V237H243ZM261 237L262 238H264V228H262L261 229ZM26 236V237H27ZM126 237V238H125ZM32 238V239H31ZM234 238V239H233ZM238 238H239V240H238ZM243 238V239H242ZM235 239H237V241L235 240ZM20 240V239H19ZM21 240H23V239H21ZM26 240V239H25ZM24 240V241H25ZM34 240V241H33ZM129 241H130V243H129ZM235 241V242H234ZM239 241V242H238ZM32 242V243H31ZM132 242V243H131ZM151 242H153V243H151ZM236 242L239 244L238 246L239 247H237V244H236ZM241 242H243V243H241ZM248 242V243H247ZM138 243V244H137ZM150 243V244H149ZM127 244H130V245H127ZM242 244H243V246H244V249H243V247H241L242 246ZM133 245V246H132ZM249 246V247H247V246ZM30 246V247H31ZM154 246V247H153ZM134 247V248H133ZM138 247V248H137ZM32 248V247H31ZM29 249V247H28V250H27V253H26V258H27V262H29L30 264H39V262H38V258H36V254H35V252H33L32 251V249ZM146 248V249H145ZM228 248V249H227ZM239 248V249H238ZM242 248V249H241ZM245 248H248V250L247 249H245ZM142 249V250H141ZM160 249V250H159ZM238 249V250H237ZM249 249H250V251H249ZM147 250H148V252H147ZM163 252H162V251ZM220 250V251H219ZM233 250V251H232ZM109 251V252H108ZM168 253H166V252ZM215 251V250H214ZM47 252V253H46ZM113 252L117 255H119V261L117 260V258L115 257L116 255L115 254H113ZM146 252V253H145ZM193 251L191 250V251H189L188 252V254L190 255V257H192V258H194V256H195V254H193L192 253ZM220 252V253H219ZM245 252V253H244ZM247 252H249L248 254H247ZM45 255H46V257L48 258V263L49 264H59V262H58V260L60 259V257L58 256V257H55V255H54V253L52 254V253H49V251H45ZM159 255H158V254ZM191 253H192V256H191ZM234 253V252H233ZM261 253H263V252H261ZM260 253V254H261ZM34 254V255H33ZM112 254V257H113V255H114V258L113 259H110V258H112V257H110V255ZM146 254V255H147ZM264 254V253H263ZM48 255V256H47ZM118 255H117V257H118ZM132 255V256H131ZM142 255V256H141ZM166 255H169L168 257L166 256ZM52 257H54L53 259H52ZM122 257V258H121ZM134 257V258H133ZM136 257V258H137ZM151 257H148V258H151ZM58 258V259H57ZM65 260H64V263H68V264H72V263H74L73 261L74 260H72V258L70 257V256H68V255H65L64 257H63ZM71 258V259H70ZM132 258H133V260H132ZM28 259L30 260V261H28ZM32 259V260H31ZM52 259V260H51ZM70 259V260H69ZM129 259V260H128ZM152 259H154V258H151V260ZM160 259V261H158L157 259H155L156 261H155V264H156V262L158 261V264H164L166 261H164V260H161ZM171 259H169V260H171ZM57 260V261H56ZM110 260H112V261H110ZM136 260V259H135ZM145 259H143V261H144ZM150 260V261H151ZM54 261V262H53ZM66 261V262H65ZM92 261V262H91ZM94 261H96L95 260V258L92 256L91 257V259L89 258V262H90V264H94L95 262ZM142 261V262H143ZM154 260H152V262H153ZM38 262V263H37ZM141 262V263H142ZM162 262V263H161ZM0 263H2V262H0ZM28 263V264H29ZM154 263V262H153ZM169 262H166V264H168ZM208 263H209V261H208ZM208 263H206V264H208ZM4 264V263H3ZM140 264V263H139ZM170 264V263H169Z\"/></svg>",
  "mask_w": 264,
  "mask_h": 264
}]
</instances>
